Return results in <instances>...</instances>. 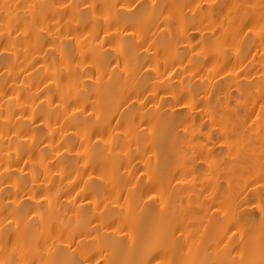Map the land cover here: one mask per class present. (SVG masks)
Instances as JSON below:
<instances>
[{
  "label": "bare ground",
  "instance_id": "6f19581e",
  "mask_svg": "<svg viewBox=\"0 0 264 264\" xmlns=\"http://www.w3.org/2000/svg\"><path fill=\"white\" fill-rule=\"evenodd\" d=\"M0 264H264V0H0Z\"/></svg>",
  "mask_w": 264,
  "mask_h": 264
}]
</instances>
